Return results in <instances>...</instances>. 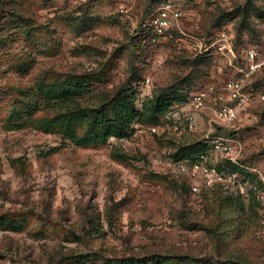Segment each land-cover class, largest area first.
<instances>
[{
  "label": "rangeland",
  "instance_id": "rangeland-1",
  "mask_svg": "<svg viewBox=\"0 0 264 264\" xmlns=\"http://www.w3.org/2000/svg\"><path fill=\"white\" fill-rule=\"evenodd\" d=\"M162 1L0 0V264H264V102L229 127L202 111L191 125L172 117L186 89L231 76L230 51H192L217 30L231 50L264 47V0L247 18L243 0H183L177 25L152 42ZM247 19L251 32H238ZM137 84L134 109L146 115L151 92L170 107L109 143L111 99H134ZM251 86L264 91V71ZM213 135L234 143L237 164L218 162L221 180L204 186L191 166L207 145L174 155Z\"/></svg>",
  "mask_w": 264,
  "mask_h": 264
},
{
  "label": "built area",
  "instance_id": "built-area-1",
  "mask_svg": "<svg viewBox=\"0 0 264 264\" xmlns=\"http://www.w3.org/2000/svg\"><path fill=\"white\" fill-rule=\"evenodd\" d=\"M183 0H164L155 10L149 21L152 33L151 41L165 36L181 19ZM120 13H126L120 10ZM209 43H202L198 46L199 52L206 53L214 51L217 54L232 53V74L219 87L208 85L205 88L189 93L187 96L186 108H180V113H169L164 116L169 119L170 115H178L179 120L190 125L194 122V116L199 112L206 113L209 122L232 126L239 118L240 111L248 108L253 101L264 102V91L253 92L248 86L253 77L264 69V47L249 45L246 42L238 46L236 50H231V37L226 30H220L210 40ZM195 50V48H194ZM150 84V78H145L139 89L144 90ZM150 94V93H149ZM147 94V96H149ZM162 118V117H161ZM179 131V127L174 128ZM155 132V128L150 129ZM178 132V133H179ZM121 139L109 137L108 142H116ZM208 151L200 155V162L192 165L195 171H202L204 186H210L215 180L220 181L221 177L216 170L218 162L229 159L232 164H237L233 153L234 143L221 136L213 135L204 140ZM176 168L185 172L189 165L185 161L176 163ZM230 171V168H225ZM194 192L198 191V185L192 187Z\"/></svg>",
  "mask_w": 264,
  "mask_h": 264
},
{
  "label": "trees",
  "instance_id": "trees-1",
  "mask_svg": "<svg viewBox=\"0 0 264 264\" xmlns=\"http://www.w3.org/2000/svg\"><path fill=\"white\" fill-rule=\"evenodd\" d=\"M243 1H244L243 3H240L241 4V10L240 11H241V15H243L245 18L250 16V14L253 11L262 13L263 9L258 4V2L262 3L261 0H243ZM162 2H160V4ZM160 4H158V6ZM156 8L154 9V12H155ZM154 12H153V14H154ZM256 16L260 18L263 15L259 14ZM250 29H251L250 24H248V19H247V22H244L243 26L242 25L239 26L238 32L239 31L242 32V30H247L248 32H251ZM220 30H223V29L217 30L210 39H212L217 34V32ZM168 33L166 35H168ZM243 43H245L244 39H242L241 42L236 44V46L234 47V50H236V48L238 46L242 45ZM192 51L196 52V53L203 54V55H207L210 52H212V51H208L206 53H202V52H199L197 50H192ZM110 61H111L110 59L107 60L106 63L103 65V68L101 69V74L110 72V69H111L110 68L111 67ZM262 71H264V69L259 71L253 77L251 83L249 84L250 89H252V86H251L252 82ZM137 86H139V85L137 84L136 87H134V91H133L134 99H132L130 97V95L128 96V95L124 94V92L123 93H120V92L117 93L111 99V102H112L111 111L113 113L114 120L111 123H108L107 125H105L103 127L102 138H107V137L109 138V137H111V135H112V137H115L117 139H123L125 137H128L127 132H125V130L130 125V122H132L135 118L142 119V117H145L147 114H150V115H154L155 118L158 120V119H161V117H162V116L160 117V115L164 114V112L170 107V105L168 103H164L165 101L161 100V97L156 96L155 93L151 92L148 96V99H147L149 102V109H146L147 114L145 115V113H140L139 111L134 109V106H133V105H135V98H136L137 92H138ZM189 92H190V89H186L185 95H184L185 100H186ZM253 92H255V91L253 90ZM59 94L61 96H64L67 94V92L60 91ZM203 144L204 145H202V143H200L198 141L194 145H191L189 147L184 146L181 149H178V151L175 153L174 157H176L179 160L191 158L192 155H194L197 152H200L206 148L205 143H203Z\"/></svg>",
  "mask_w": 264,
  "mask_h": 264
},
{
  "label": "crops",
  "instance_id": "crops-1",
  "mask_svg": "<svg viewBox=\"0 0 264 264\" xmlns=\"http://www.w3.org/2000/svg\"><path fill=\"white\" fill-rule=\"evenodd\" d=\"M127 1H133V0H127ZM202 114H204V113H198V114H196L195 116H194V122L193 123H195V121L197 120V118H199V116H201ZM205 115V114H204ZM203 116V115H202ZM210 125V124H209ZM222 126V125H221ZM224 127H229V126H224ZM209 131L211 132V131H213L212 129H209Z\"/></svg>",
  "mask_w": 264,
  "mask_h": 264
}]
</instances>
